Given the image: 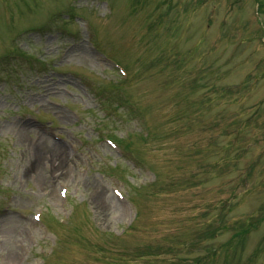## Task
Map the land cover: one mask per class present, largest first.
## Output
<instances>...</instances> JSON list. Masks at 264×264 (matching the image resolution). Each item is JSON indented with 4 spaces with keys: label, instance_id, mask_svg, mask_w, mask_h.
Returning <instances> with one entry per match:
<instances>
[{
    "label": "rangeland",
    "instance_id": "374dc122",
    "mask_svg": "<svg viewBox=\"0 0 264 264\" xmlns=\"http://www.w3.org/2000/svg\"><path fill=\"white\" fill-rule=\"evenodd\" d=\"M254 2L0 0V264H264ZM113 186L130 200L105 212Z\"/></svg>",
    "mask_w": 264,
    "mask_h": 264
},
{
    "label": "bare ground",
    "instance_id": "6f19581e",
    "mask_svg": "<svg viewBox=\"0 0 264 264\" xmlns=\"http://www.w3.org/2000/svg\"><path fill=\"white\" fill-rule=\"evenodd\" d=\"M61 114H64L62 112H60ZM38 147L39 148H44L43 151L46 153H52V155H56L62 159H64L65 155H67L66 151H65V147L64 145L57 143L55 141H51L48 140V138L44 135H41L38 142ZM64 156V157H62ZM34 167L39 168V164L37 162V159L34 158L33 162ZM42 169H40L39 171V175ZM41 179V184H44L45 181L47 182H52L53 180L51 178H43L40 176ZM97 189V188H96ZM97 192V191H96ZM104 195V194H103ZM103 195L101 196L102 199L100 201L101 205H102V210L106 211H111V210H115L118 207V201H116L113 197L109 196V195H104V199H103ZM52 197V196H51ZM12 221V220H11ZM10 221V222H11ZM9 223L8 220H6L3 224V230H2V234L5 240H7V242H9V239L11 238L10 235L13 231V228L10 226H7ZM18 223V222H17ZM8 252V251H7Z\"/></svg>",
    "mask_w": 264,
    "mask_h": 264
}]
</instances>
